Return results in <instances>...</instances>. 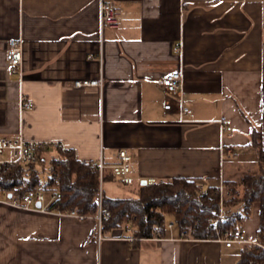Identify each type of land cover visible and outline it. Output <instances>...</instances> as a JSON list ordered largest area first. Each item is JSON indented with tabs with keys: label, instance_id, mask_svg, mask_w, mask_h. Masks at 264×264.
Masks as SVG:
<instances>
[{
	"label": "crops",
	"instance_id": "0c3cea01",
	"mask_svg": "<svg viewBox=\"0 0 264 264\" xmlns=\"http://www.w3.org/2000/svg\"><path fill=\"white\" fill-rule=\"evenodd\" d=\"M112 1L118 25L101 27L99 0H0V136L61 141L97 163L113 164L126 149L130 184L139 186L190 176L206 188L256 172L264 0ZM12 38L23 46L22 76L6 58ZM179 69L190 121L165 109L158 82ZM94 78L102 86L75 84ZM22 96L34 106L21 108ZM224 117L232 130L222 134ZM101 233L96 214L0 201V264H264L240 261L243 243L182 234L175 224L165 236L137 238L126 224ZM247 237L258 240V230Z\"/></svg>",
	"mask_w": 264,
	"mask_h": 264
},
{
	"label": "trees",
	"instance_id": "16d2710c",
	"mask_svg": "<svg viewBox=\"0 0 264 264\" xmlns=\"http://www.w3.org/2000/svg\"><path fill=\"white\" fill-rule=\"evenodd\" d=\"M254 140L259 155V169L233 180L231 194L223 198L219 185L205 188L190 176H174L144 183L138 187L135 195L111 197L101 189L98 163L81 159L73 149L61 147L56 148V152L51 155L47 171L43 154L49 148L40 147L37 162L11 167L9 173L0 179V185L19 193L37 189L57 192V198L50 205L52 208L75 209L84 215L98 212L101 192L102 207L109 211V215L102 218V229L126 224L137 238L165 236L168 217L176 220L181 232L185 231L194 237L217 238L239 227L250 215L253 203L258 200L261 219L258 240L264 244V149L261 140L257 137ZM40 164H43L41 168ZM113 178L111 171L103 176V180ZM221 200L226 207L239 202L241 205L237 210H226L219 218ZM262 259V244H243L240 261L258 262Z\"/></svg>",
	"mask_w": 264,
	"mask_h": 264
},
{
	"label": "built area",
	"instance_id": "2783aa9c",
	"mask_svg": "<svg viewBox=\"0 0 264 264\" xmlns=\"http://www.w3.org/2000/svg\"><path fill=\"white\" fill-rule=\"evenodd\" d=\"M100 9V26H116L118 25V9L112 0H99ZM6 58L9 63L10 69L14 73H19L22 76V62H23V46L20 40L12 38L9 41L8 48L6 50ZM159 84L163 88L165 94L164 107L167 110L176 109L182 121H190L191 118L188 114L192 111L191 107L186 104L184 98V75L182 69L175 70L167 73L158 80ZM77 86L84 85H99L102 86L103 81L101 78L94 79H77L75 80ZM21 108H32L34 102L32 99H26L25 96L20 100ZM220 128L222 134L232 130V125L228 118L219 119ZM54 145L63 149L68 147L61 141H41L36 139H26L24 137H7L0 136V179L4 178L10 171V168L17 164H27L38 161V149L40 147H48ZM131 155L126 149H120L118 153V160L113 164H107L100 159L98 161V167L100 171V177L103 178L106 170L111 169L113 175L120 179L122 182L130 184L133 183L136 177L132 173L130 165ZM157 181L155 177H149L145 180L146 183H152ZM220 190L222 198L224 197L225 183L220 184ZM58 196L57 192L46 191L43 189L30 190L24 193L15 192L4 188L0 185V201L9 203L14 206L24 208H36L43 211L55 210L60 213L78 214L75 209L61 210L52 208L50 205ZM40 203V205H38ZM221 204L223 201L221 200ZM224 207L221 205V214ZM99 220V238H102V218L108 216L109 211L102 207V193L100 192L98 199V212L96 213ZM174 222H168L167 227L172 229ZM128 229L131 228L128 226ZM182 234H186L182 231ZM216 239L224 242L230 246L234 243H258L264 244L256 239H249L247 237V229L244 225H240L231 232L219 236Z\"/></svg>",
	"mask_w": 264,
	"mask_h": 264
},
{
	"label": "rangeland",
	"instance_id": "374dc122",
	"mask_svg": "<svg viewBox=\"0 0 264 264\" xmlns=\"http://www.w3.org/2000/svg\"><path fill=\"white\" fill-rule=\"evenodd\" d=\"M53 153L54 152L51 150V151H46L43 154V157L45 159L44 165H45L46 171H47V168L49 165V160H50L51 155ZM42 165L43 164H40V168L42 167ZM42 175L44 176V173H42ZM102 186H103L105 193L108 196L124 197V196L135 195L136 191L138 190L139 184L134 183V184L126 185V184H123V183L116 181V180H113V179H109V180L106 179L102 183ZM225 186H226V188L224 189V196L226 197V196L231 194L230 186H232V184L226 183ZM221 205L224 207V209L222 211V214L220 212L219 218H221L225 214L226 210H233V208L235 206V205H233V206L226 207L223 204H221ZM240 205L241 204H239L238 207H240ZM210 220H214V219L211 218ZM129 221L132 222V220H129ZM167 221L174 222L175 226H176V220L174 218L168 217ZM260 221H261V219H260V202L258 200H256L251 207L250 215L243 220L242 225H244L248 231L250 229L251 230L253 229L254 233H256V231L258 230V228L260 226ZM240 246H242V245L237 244V243L234 244V247H236V248H238Z\"/></svg>",
	"mask_w": 264,
	"mask_h": 264
},
{
	"label": "water",
	"instance_id": "95a60500",
	"mask_svg": "<svg viewBox=\"0 0 264 264\" xmlns=\"http://www.w3.org/2000/svg\"><path fill=\"white\" fill-rule=\"evenodd\" d=\"M38 205H40V203H38Z\"/></svg>",
	"mask_w": 264,
	"mask_h": 264
}]
</instances>
